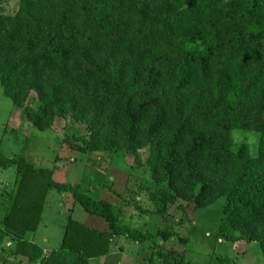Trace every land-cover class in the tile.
<instances>
[{
	"label": "trees",
	"instance_id": "obj_1",
	"mask_svg": "<svg viewBox=\"0 0 264 264\" xmlns=\"http://www.w3.org/2000/svg\"><path fill=\"white\" fill-rule=\"evenodd\" d=\"M0 84L37 130L58 119L84 125L88 134L73 136L83 153H125L141 167L147 149L156 208L135 202L140 212L223 199L218 237L257 242L264 254V0H19L14 14L0 5ZM234 129L259 132L257 155L234 142ZM10 167L0 245L9 239L27 264H91L117 236L150 240L122 224L111 202L0 151V169ZM51 189L70 193L108 230L70 218L60 248L47 253L27 240ZM153 255L191 264L176 250ZM232 263L215 255L211 264Z\"/></svg>",
	"mask_w": 264,
	"mask_h": 264
},
{
	"label": "rangeland",
	"instance_id": "obj_2",
	"mask_svg": "<svg viewBox=\"0 0 264 264\" xmlns=\"http://www.w3.org/2000/svg\"><path fill=\"white\" fill-rule=\"evenodd\" d=\"M0 5L4 13L14 14L19 0H0ZM87 134L84 125L62 119H58L52 129H35L23 120L20 108L3 93L0 84L1 153L9 158L23 156L39 167L52 169L55 181L81 185L93 199L111 202L115 211L120 208L118 216L122 224L151 234L145 243L117 236L110 241V252L92 259L91 264H148L151 260L152 264H161L153 255L160 247L164 252L176 250L191 264H211L215 255L230 257L232 264H264L259 243L240 241L230 244L218 237L223 199L197 210L193 204L178 199L169 205L164 216L140 212L135 202L143 209L156 208L150 198L154 186L146 171L149 151L141 150L144 163L141 167L135 164L133 156L125 153H83L78 150L81 143L73 136ZM232 137L236 144L246 141L251 154L257 155L259 132L234 129ZM15 178L14 167L0 169V225L8 203L3 192L11 189ZM70 218L94 229L108 230L99 217L88 214L74 203L70 193L51 189L44 203L41 222L35 232L26 235V239L48 252L58 249ZM158 230L165 232L167 237L156 235ZM26 260L15 254L14 244L9 239L0 245V264H27Z\"/></svg>",
	"mask_w": 264,
	"mask_h": 264
},
{
	"label": "crops",
	"instance_id": "obj_3",
	"mask_svg": "<svg viewBox=\"0 0 264 264\" xmlns=\"http://www.w3.org/2000/svg\"><path fill=\"white\" fill-rule=\"evenodd\" d=\"M46 252H48V251H46ZM50 252V251H49Z\"/></svg>",
	"mask_w": 264,
	"mask_h": 264
}]
</instances>
